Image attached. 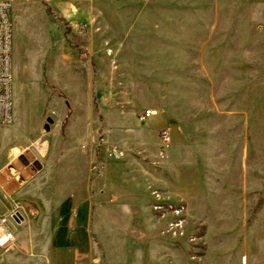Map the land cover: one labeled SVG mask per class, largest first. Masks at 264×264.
Listing matches in <instances>:
<instances>
[{"label": "rangeland", "instance_id": "1", "mask_svg": "<svg viewBox=\"0 0 264 264\" xmlns=\"http://www.w3.org/2000/svg\"><path fill=\"white\" fill-rule=\"evenodd\" d=\"M8 1L0 264H264V0Z\"/></svg>", "mask_w": 264, "mask_h": 264}, {"label": "built area", "instance_id": "2", "mask_svg": "<svg viewBox=\"0 0 264 264\" xmlns=\"http://www.w3.org/2000/svg\"><path fill=\"white\" fill-rule=\"evenodd\" d=\"M10 3L0 0V125L9 124L13 115V67H12V30L9 20ZM154 115L151 109L141 114V120L146 121ZM164 143L169 136L162 133ZM23 217L19 213L0 215V249L15 248V230L22 224Z\"/></svg>", "mask_w": 264, "mask_h": 264}, {"label": "crops", "instance_id": "3", "mask_svg": "<svg viewBox=\"0 0 264 264\" xmlns=\"http://www.w3.org/2000/svg\"><path fill=\"white\" fill-rule=\"evenodd\" d=\"M3 207H5V204H3V199H2V197H0V212H1L0 214L1 215H2V213H5Z\"/></svg>", "mask_w": 264, "mask_h": 264}, {"label": "water", "instance_id": "4", "mask_svg": "<svg viewBox=\"0 0 264 264\" xmlns=\"http://www.w3.org/2000/svg\"><path fill=\"white\" fill-rule=\"evenodd\" d=\"M50 121V120H49ZM45 130H49V127L48 125H45Z\"/></svg>", "mask_w": 264, "mask_h": 264}]
</instances>
